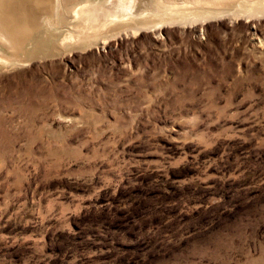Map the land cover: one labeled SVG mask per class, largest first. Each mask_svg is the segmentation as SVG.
Masks as SVG:
<instances>
[{
	"label": "rangeland",
	"instance_id": "rangeland-1",
	"mask_svg": "<svg viewBox=\"0 0 264 264\" xmlns=\"http://www.w3.org/2000/svg\"><path fill=\"white\" fill-rule=\"evenodd\" d=\"M174 8L189 30L69 50L44 18L6 49L0 264H264V0L147 13ZM211 10L241 15L194 30Z\"/></svg>",
	"mask_w": 264,
	"mask_h": 264
},
{
	"label": "bare ground",
	"instance_id": "bare-ground-1",
	"mask_svg": "<svg viewBox=\"0 0 264 264\" xmlns=\"http://www.w3.org/2000/svg\"><path fill=\"white\" fill-rule=\"evenodd\" d=\"M73 1L74 0H0V63L1 65L19 64V61L16 62L13 60L11 63L9 59L10 57H7V55L5 54V52H7L6 49L9 51L10 49L16 50V49H20L21 47H25V44L27 43L26 39L28 38V35L29 34L31 35L32 32L34 33L36 29L40 28V24L41 22H43L44 18H46L45 24L47 25V30L49 29V31H51L52 29H55L54 32H50L53 33L52 35H56V33H61V36H63L62 34H65V36L60 40L63 41L65 47L68 49L70 47H73V44L75 43L77 44V42L79 43L82 42V45L85 44L84 47L86 48L91 46L94 47V45L97 46V44H99V41L101 40L102 37L95 36L91 38L92 37L91 29H94L95 27L100 28L103 23H108V22L114 24L113 29H111L112 33L110 35V38L111 36L113 37L120 36V33L113 34L119 30L116 27L120 28V30L125 29L127 36L132 34H134L135 36L143 32L144 30H148L150 32H153L157 37L161 36V33L164 32L165 30H168L170 26L176 27L180 33L187 29L186 25L188 24L187 23L188 20L186 19L188 17L185 14H183V12H179L178 11L179 8H174V10L176 11L173 10L172 12H176L175 14H167V15L162 14L161 19L158 20L154 18L155 16L153 17L152 15L147 13L149 9L151 10L152 8L155 9V7H158L161 4L168 2L169 0H119L125 7V10H123L122 13L114 12L112 14L109 12L110 11L109 9L111 8L110 4L118 0H76V2L78 1L79 3L83 2L82 3L83 5L81 4L82 6H80V8L79 7L76 8L73 14L74 19H71L70 23L74 24L78 28L72 29L69 27L67 30L61 32V30L60 29L58 30V28L61 26L60 22L64 20V16H65L62 10L66 9V4L74 3ZM210 1H213L215 4H224V5L226 4L230 5V3L239 2V0H192V2H194L195 4H200V3L203 4L204 2L210 3ZM56 6H57V11L55 10ZM16 9L18 11H16ZM140 9L142 10L140 11ZM207 12L208 13L211 12V14H205L204 16H201L202 19L192 18L193 20L192 19L189 20L190 23H192L191 26L194 28V30H197L198 28H204L210 22L213 21H216L217 24H220V22L221 23L225 22L224 24L230 25L232 22H237L241 15L240 14L239 17L236 15L235 17H232L228 13L215 15L212 14V10ZM56 19L57 21L58 20L59 21L57 22ZM53 26L55 27L52 28ZM127 26H129V28L131 27L132 29L130 30L129 28L127 29L126 28ZM81 30H85V34H82V32H80ZM187 30H189V28ZM129 31H132V33H130ZM108 41H109V36L105 38L103 44H107ZM60 49H62V47ZM50 54H54V52Z\"/></svg>",
	"mask_w": 264,
	"mask_h": 264
}]
</instances>
